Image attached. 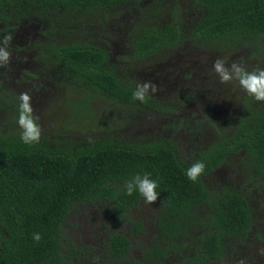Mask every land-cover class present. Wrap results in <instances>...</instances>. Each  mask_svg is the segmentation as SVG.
<instances>
[{
  "label": "trees",
  "instance_id": "1",
  "mask_svg": "<svg viewBox=\"0 0 264 264\" xmlns=\"http://www.w3.org/2000/svg\"><path fill=\"white\" fill-rule=\"evenodd\" d=\"M122 14L134 16V27L115 63L111 46L99 47L81 34L90 35L89 22L105 30L106 22ZM21 19L38 35L25 47L26 53L34 52L33 62L41 70L56 66L92 94L80 99L78 123L94 132L90 106L102 96L112 104L109 112L120 132L112 134L115 128L106 124L105 138L73 143L70 133L65 140L41 134L39 143L30 145L20 139L19 126L0 132V264H231L251 240L264 241V234L255 232L252 206L254 193L264 190V102L248 96L239 83L235 88L233 81L228 86L232 97L227 91L219 106L222 84L211 83L203 105L191 113L196 94L207 85L194 73L185 75L186 68L203 66L201 54L237 58L228 64L249 71L264 68V0H0L3 30ZM72 23L78 25L66 31ZM173 52L186 56L187 72L180 76H186L185 86L171 98L150 93L143 103L134 100L136 85L144 82L140 71L166 63ZM2 78L0 112L13 98ZM212 94L215 105L209 103ZM177 101L189 109L179 108ZM144 114L159 120L166 139L122 141L121 130L134 127L136 116ZM197 160L205 170L193 182L186 169ZM226 165L238 173L241 188L216 174ZM137 173L157 182L158 199L147 204L146 219L138 214L146 204L143 197L124 192L125 182ZM95 201L106 204L115 227L129 224V234L109 228L103 219L106 231L95 248L85 241L68 244L63 225L71 205Z\"/></svg>",
  "mask_w": 264,
  "mask_h": 264
},
{
  "label": "rangeland",
  "instance_id": "2",
  "mask_svg": "<svg viewBox=\"0 0 264 264\" xmlns=\"http://www.w3.org/2000/svg\"><path fill=\"white\" fill-rule=\"evenodd\" d=\"M118 9L114 8L112 11L115 13ZM128 17L130 20L126 21L122 18ZM121 19L116 21H108L105 23V30H103V27L99 28V31L105 36L106 39H104L100 34H95L93 36H89L88 38L83 37L82 40H86L89 42H92L93 44L99 46V47H105L107 48V44L111 46L112 49V60L116 63V58L119 57V55L122 54V45L124 43V37H126L127 32H130L131 29L134 27L133 23L131 22L134 20V16L122 14L120 17ZM26 20L21 19V24H23ZM136 21V20H135ZM138 21V20H137ZM131 22V24H130ZM125 23L127 24L126 27ZM74 23H72V27H67L66 31H71L73 29ZM93 26V27H92ZM88 27H91L88 29V32L90 33L92 31V28L96 29L97 25H91V22L88 23ZM121 27V29H120ZM34 30V29H33ZM48 26L45 28V32H47ZM49 30H52L50 27ZM11 31V30H10ZM125 32L126 34L123 37V40L119 38V32ZM36 32V30H35ZM70 35L73 34V32L69 33ZM74 35V34H73ZM81 35H85L82 33ZM79 35L78 37H81ZM21 37V36H20ZM38 35L37 34H30V36L21 37V40L24 41V44H30L31 40L36 41ZM81 38L78 39V41ZM113 45V46H112ZM28 52L32 53V50L28 49ZM187 54H192L194 52L186 51ZM128 52H126L125 55H127ZM199 55V53H197ZM197 54L196 58L197 60ZM31 55V54H30ZM124 56V55H122ZM202 60L205 61L203 63V66L199 67H192V68H186L188 69V72L184 69L182 72L185 75H188V73H194L195 77L200 83H206L207 88L200 89L198 91L196 104L194 103V107L190 108V112H195L197 110V106L200 107L203 105L205 99H203L202 96L205 95V93L210 89L212 86L211 83L214 84H222L219 81V77L216 75V73L213 71L212 65L213 62L220 58L221 56H213V55H203ZM223 59L226 62V66H230L228 63L230 61H236L237 58H220ZM29 61L33 62V58H30ZM199 63V61L197 60ZM26 63V62H25ZM148 67L144 68L143 71H140L141 73V79L142 81H151L157 86V92L158 95H162L161 97L171 98L172 96H175L178 88H182V85L185 86V82L182 84L181 81H185V77H176L178 72H180L183 68L187 66L186 56L182 53H175L173 52L168 56V61L166 63L162 64H150L147 65ZM3 66H0V68ZM19 68L22 69L19 71ZM3 69V68H2ZM38 68H36V72H34V68L31 64H21L20 67L11 66L10 67V73L7 77V82L5 85V89L9 94L13 96L8 103H6L5 110L0 112V132L2 133H9L14 128L18 127L16 123V117H18V105H19V94L21 92H28V94L32 97V105L34 108V112L36 115L40 117L38 123L41 126L42 135L52 134L54 133L52 129H55L59 132L68 131L70 133V137L68 138V141H73V143H85L88 142L89 138L91 136L94 138H105L107 136V132L103 129V127L106 124L112 125V127L115 128L113 130L112 134L119 133L118 131V125L115 123V120L113 119L115 117L114 114L110 113L112 104L108 103L106 100L103 99L102 96H96L95 100L91 103L90 109L93 112V117L91 120V126L94 129V132H89L87 129H84V127L78 123L80 114H79V106H80V99H87V96H92L90 93L88 87L84 85L78 84L76 81L68 80L63 76V73L56 69V66L49 65L46 67L39 68V73L37 72ZM20 72V73H19ZM19 73V74H18ZM38 73V74H37ZM7 75V74H6ZM4 75V76H6ZM204 75H208L207 79H204ZM29 78H32L34 80H28ZM182 78V79H180ZM190 78V77H189ZM63 80V84H62ZM197 80L190 79V83L194 84L193 82H196ZM200 80H203L202 82ZM68 82V84H66ZM236 81H234L233 84H235V88L237 86ZM62 84V85H61ZM198 84V82H197ZM189 85V84H188ZM200 85V84H199ZM229 83L222 84V87H220V97L219 99V106H223V103L226 101V94L227 91L229 92ZM202 87V86H201ZM234 88V89H235ZM217 90H215L216 92ZM225 91V92H224ZM168 92V94H167ZM201 92L202 94H199ZM210 92H213L211 90ZM208 92L207 94H209ZM225 93V94H224ZM171 96V97H170ZM229 96H231V93L229 92ZM232 97V96H231ZM203 99V100H202ZM210 102L212 104H217V99L212 94L210 97ZM74 104V106H73ZM179 108L182 109H189L190 105H184L183 103H178ZM17 105V107H16ZM208 113V112H207ZM219 114L214 113L217 118L221 119L223 114L221 112H218ZM140 115L136 116V125L134 127H131L133 124H130V128H126V130H121V139L122 141L127 142L129 139L133 138H139L140 136H146L148 139L154 138V139H166L163 137L162 133L160 132L161 126L159 123V120L154 122V119H150L149 115L146 114L143 115V119L139 117ZM155 123V125H154ZM117 125V126H116ZM133 129V130H132ZM106 132V133H105ZM94 133V134H93ZM105 133V134H104ZM135 133V136H132ZM87 134V135H83ZM52 140L57 139V137L50 136ZM229 166L226 165L222 167L218 174L221 176L222 180H227V183L229 185H237L241 188L242 180L238 178V173H233V169H229ZM231 173V174H230ZM237 176L235 181L232 179L233 177ZM215 182V179L213 180ZM215 184V183H214ZM253 210L256 214L255 223H256V229L255 232L259 233L262 232L264 234V190H261L260 192L254 193V198L252 201ZM139 215H142L144 219L148 218V208L147 204L141 205V212L138 213ZM109 215L100 214L97 216H93L90 213H84L79 214L75 213L73 215H69L66 222L64 223V236L63 238L67 241L68 244L72 242L75 245L80 244H93L90 241V236L94 233H96L95 230H92L89 228V223L93 221V218H95L98 221V224L103 223V219L105 222L110 223L111 219L108 217ZM121 227L128 229L129 224H125L123 222L119 223ZM79 225H82V228H79ZM100 227V226H99ZM146 228L150 230V227L146 225ZM92 230V231H91ZM80 236L81 239L79 241L77 240V236ZM100 235L99 240L100 241ZM142 241H146L147 239H143V237H140ZM97 242V245L99 244ZM262 250H264V241L259 242L257 240H251L248 246H244L241 248V251L235 255L233 259H230L234 263L231 264H256V262H259V264L263 263V256ZM228 264V263H227Z\"/></svg>",
  "mask_w": 264,
  "mask_h": 264
},
{
  "label": "clouds",
  "instance_id": "3",
  "mask_svg": "<svg viewBox=\"0 0 264 264\" xmlns=\"http://www.w3.org/2000/svg\"><path fill=\"white\" fill-rule=\"evenodd\" d=\"M13 40L11 33L6 34L0 39V66L10 63L11 52L8 50L9 43ZM213 71L219 77L222 84L233 81L239 83V86L247 93L248 96L254 98L258 102H264V68H256L251 71L247 70L241 64L233 62L230 66H226L223 59L217 58L212 65ZM157 86L151 81L138 83L133 91V99L145 102L149 94H155ZM18 118L17 124L22 130L20 139L24 144L39 143L41 138V126L38 123L40 117L35 114L32 105V97L28 92L19 94ZM205 163L202 160L193 162L187 169L186 175L189 180L195 182L203 174ZM157 182L150 178L149 174L137 173L132 179L125 182L124 192L128 196L138 192L146 204H153L158 199ZM33 239L39 241L41 236L39 233L33 234ZM264 254V250H262ZM243 264V262H241Z\"/></svg>",
  "mask_w": 264,
  "mask_h": 264
},
{
  "label": "flooded vegetation",
  "instance_id": "4",
  "mask_svg": "<svg viewBox=\"0 0 264 264\" xmlns=\"http://www.w3.org/2000/svg\"><path fill=\"white\" fill-rule=\"evenodd\" d=\"M113 12V11H112ZM5 15H6V17H8V16H11V12H8L7 10H6V12H5ZM9 18V17H8ZM12 19H13V17H11ZM119 19H121V18H119ZM118 19V20H119ZM123 19V22H124V20H126V21H128V20H130L128 17H125V18H122ZM117 19L115 18V19H112L111 21H116ZM27 21H25L23 24H21V23H16V24H12V23H10V30L9 31H5V30H3L4 28H5V26L4 25H1L0 24V34H1V36H0V39H2V37L4 36V35H6V34H9V33H11L12 35H13V40L9 43V45L7 46L8 47V50L11 52V60H10V63L9 64H7V65H4L3 67H1L0 68V78H1V76H4V75H6L5 76V78H2L3 79V81H4V84H3V87H5V85H6V82H7V77L9 76V73H10V67L11 66H16V67H20L21 66V64H27V63H29V64H31L32 65V67L34 68V72H36V68H38V73H39V68H41V64H36V63H34V62H31V61H29V59L30 58H33V56L35 55L34 54V52H28V53H26L25 52V47L26 48H29L28 47V44L26 45V44H24V41H22L21 40V37H26V36H30V34H32V32L30 31L31 30V28L30 27H28L25 23H26ZM26 26H25V25ZM130 24H131V22H130ZM78 24H75L74 26H77ZM14 26H16V27H14ZM127 26V24L125 23V26H121V27H126ZM70 27H72V26H70ZM93 27V26H92ZM121 27H120V29H121ZM89 28H91V27H88V29ZM99 26H97L96 27V29H94V28H92V31L90 32V35L88 34V35H86L85 34V37L86 38H88L89 36H93V35H95V34H100L101 32L99 31ZM33 34H36V33H33ZM126 33L125 32H119V38H121V40H123V37L122 36H124ZM21 36V37H20ZM100 36H102L104 39H106V36H105V34L103 35L102 33H101V35ZM31 43H33V40H31V42H30V44ZM113 46V45H112ZM122 48V47H121ZM31 54V55H30ZM17 56V57H16ZM25 58H28V60H25ZM26 62V63H25ZM3 68V69H2ZM22 69H20L19 68V71H21ZM183 71V69L180 71V72H178V74L176 75V77H178V76H183L184 75V73L182 72ZM20 73V72H19ZM18 73V74H19ZM37 73V74H38ZM30 80H32V78H29ZM29 79H27V80H29ZM34 80V79H33ZM52 131L54 132V133H52V134H47L46 136L47 137H50V136H55V137H57L58 139H62V140H65V138H66V136H69L68 135V131L66 132V131H63V132H59V131H57V130H55V129H52ZM54 145V144H53ZM221 169V168H220ZM219 169V170H220ZM219 170L216 172V174L219 176V178L220 179H222L221 178V176L218 174V172H219ZM207 182V180H205V183ZM106 206V204L105 205H102V203L101 202H99V201H95L94 203H92L91 204V202H88V203H86L84 206H78V204L77 203H75V204H72L71 205V207H70V212H69V215H73V214H75V213H79V214H84V213H90L91 215H93V216H97V215H100V214H105V215H109V214H111L110 212H109V210L105 207ZM141 212V211H140ZM111 216L109 215V218H110ZM110 226H109V228H114L115 230H118V231H121L123 234H125V235H128L129 233H128V229H126V228H123V227H121L120 226V224H118L117 225V227H115V224L113 223V222H110V223H108ZM89 228H91L92 230H95L96 231V233H94V234H92L91 236H90V241L93 243V244H89V246L90 247H93V248H95V246H97V242H98V240H99V235H100V232L101 231H103V232H105L106 230H105V225L104 224H102V226L101 227H99V224H98V221L95 219V218H93V221H91L90 223H89ZM91 230V231H92ZM113 231L111 230L110 232H109V234L110 233H112ZM88 246V245H87ZM135 253H138V251H136Z\"/></svg>",
  "mask_w": 264,
  "mask_h": 264
}]
</instances>
